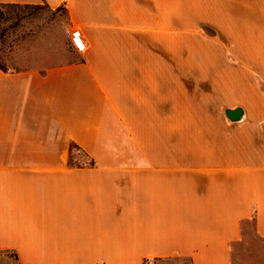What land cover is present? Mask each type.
Instances as JSON below:
<instances>
[{
	"label": "crops",
	"instance_id": "crops-1",
	"mask_svg": "<svg viewBox=\"0 0 264 264\" xmlns=\"http://www.w3.org/2000/svg\"><path fill=\"white\" fill-rule=\"evenodd\" d=\"M0 5L62 9L84 43L0 69V254L264 264V0Z\"/></svg>",
	"mask_w": 264,
	"mask_h": 264
},
{
	"label": "rangeland",
	"instance_id": "rangeland-1",
	"mask_svg": "<svg viewBox=\"0 0 264 264\" xmlns=\"http://www.w3.org/2000/svg\"><path fill=\"white\" fill-rule=\"evenodd\" d=\"M73 31L75 30L69 29L62 9L53 11L45 5L0 7V65L11 70L17 69V61L50 64L76 61L79 57L73 53L76 43ZM73 155L83 156L75 150ZM0 264H14V260L0 254ZM147 264L191 263L185 259H162L152 260Z\"/></svg>",
	"mask_w": 264,
	"mask_h": 264
},
{
	"label": "water",
	"instance_id": "water-1",
	"mask_svg": "<svg viewBox=\"0 0 264 264\" xmlns=\"http://www.w3.org/2000/svg\"><path fill=\"white\" fill-rule=\"evenodd\" d=\"M225 116L230 121H239L242 116V110L240 108L234 109V110H226Z\"/></svg>",
	"mask_w": 264,
	"mask_h": 264
},
{
	"label": "trees",
	"instance_id": "trees-1",
	"mask_svg": "<svg viewBox=\"0 0 264 264\" xmlns=\"http://www.w3.org/2000/svg\"><path fill=\"white\" fill-rule=\"evenodd\" d=\"M0 7H6V8H26L29 6H20V5H0ZM0 69L1 70H5V68L3 66L0 65ZM76 149L77 151H81L77 146H71V151ZM81 153V152H80ZM14 257L13 259H15V256H11ZM157 260H162V259H157ZM163 260H167V259H163ZM150 261H145L143 264H147Z\"/></svg>",
	"mask_w": 264,
	"mask_h": 264
},
{
	"label": "built area",
	"instance_id": "built-area-1",
	"mask_svg": "<svg viewBox=\"0 0 264 264\" xmlns=\"http://www.w3.org/2000/svg\"><path fill=\"white\" fill-rule=\"evenodd\" d=\"M73 39L75 40V47L79 48V49H83L84 48V43L83 41L80 40L79 34L78 32L75 30L72 33Z\"/></svg>",
	"mask_w": 264,
	"mask_h": 264
}]
</instances>
